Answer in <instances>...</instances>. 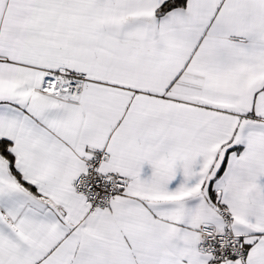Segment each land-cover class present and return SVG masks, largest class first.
<instances>
[{
    "label": "snow or ice",
    "instance_id": "obj_1",
    "mask_svg": "<svg viewBox=\"0 0 264 264\" xmlns=\"http://www.w3.org/2000/svg\"><path fill=\"white\" fill-rule=\"evenodd\" d=\"M0 264H264V0H0Z\"/></svg>",
    "mask_w": 264,
    "mask_h": 264
}]
</instances>
